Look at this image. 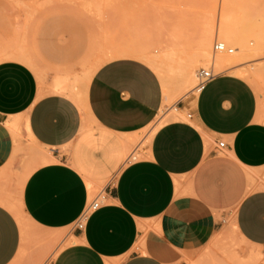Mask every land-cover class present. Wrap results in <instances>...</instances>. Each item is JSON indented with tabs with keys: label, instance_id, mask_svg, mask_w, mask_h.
Masks as SVG:
<instances>
[{
	"label": "crops",
	"instance_id": "crops-1",
	"mask_svg": "<svg viewBox=\"0 0 264 264\" xmlns=\"http://www.w3.org/2000/svg\"><path fill=\"white\" fill-rule=\"evenodd\" d=\"M79 30L47 23L40 44L49 57H82L80 48L65 49L84 46ZM7 56L0 61V179L11 170L17 136L29 129L31 141L50 151L42 162L52 161L23 179L22 212L47 232L74 226L50 264H218L228 237L241 255L246 247L264 250V123L251 83L218 74L177 103L188 120L158 124L137 160L125 163L132 140L164 106L163 84L148 63L109 60L79 93L64 75L41 81L32 57L33 65L17 58L28 57L23 51L1 48ZM103 190L106 204L75 228ZM7 202L0 183V264H15L23 237Z\"/></svg>",
	"mask_w": 264,
	"mask_h": 264
},
{
	"label": "rangeland",
	"instance_id": "rangeland-1",
	"mask_svg": "<svg viewBox=\"0 0 264 264\" xmlns=\"http://www.w3.org/2000/svg\"><path fill=\"white\" fill-rule=\"evenodd\" d=\"M221 13H227L230 23L245 31L247 48L257 46L258 35L264 34V0H0V49L6 47L12 51H23L28 60L29 57L35 60L34 71L41 81L64 75L79 93L84 91L95 70L109 60L129 57L148 63L161 79L165 99L156 123L131 142L132 148L140 145V149H145L158 124L176 120V117L188 120L187 115L177 108V103L192 93L197 94V72L202 68H213L217 74L233 75L235 69L245 70V76L239 77L254 87L258 96V118L264 123V48L254 56L235 62L231 69H219L217 58L225 56L222 57L225 61L235 60L237 49L234 44L228 43L235 49L233 53H214V42L223 41L214 39L211 58L194 72L195 83L178 76V68L190 60L191 53L196 49L200 29L211 27L217 31L223 24ZM50 22L80 29L84 46L65 49L80 48L83 50L82 57L47 55L46 47L40 43L45 37L44 28ZM135 51L137 55L133 54ZM148 57L156 61L152 62ZM49 153L48 149L36 145L28 136H17L11 170L5 179H0L11 202L7 204L18 218L22 230V248L15 264L51 263L74 229V226L61 232L39 229L27 220L20 207L23 179L29 171L43 164L42 156ZM58 233L60 235L56 237ZM224 241L228 243L226 248L219 249L223 259L218 260V264L264 263L263 249L246 247V255H241L238 253V242L231 237ZM255 255L260 257L255 259Z\"/></svg>",
	"mask_w": 264,
	"mask_h": 264
},
{
	"label": "bare ground",
	"instance_id": "bare-ground-1",
	"mask_svg": "<svg viewBox=\"0 0 264 264\" xmlns=\"http://www.w3.org/2000/svg\"><path fill=\"white\" fill-rule=\"evenodd\" d=\"M222 14V13H221ZM222 20H223V24L221 26H219V28H217V31L216 29H213L211 27H202L200 29V32H199V35L197 37V42H196V49L193 53H191V58L190 60H188V62L185 63V65H183L182 67H179V75L178 76H181V77H186L188 79L189 82H194L195 83V80H194V72L196 71L197 67H199L202 63H205L209 60V58H211V54H212V42L214 39H221L223 40L224 42H226V44L228 43H231V44H234L236 49H237V54L234 56L235 60H224L225 56H219L217 58V65H218V68L219 69H231L234 67V63L237 62V61H241L242 59L244 58H247V57H251V56H254L259 50H261L262 48H264V34L263 33H260L258 35V43H257V46L254 47V48H247L246 47V44H245V31L243 29H240V28H237V26H234L232 25L231 20H230V17L227 13H224L222 14L221 16ZM234 22V19H232ZM221 23V22H220ZM162 36V34H161ZM180 37V36H179ZM153 38V36L151 37V39ZM161 39V38H160ZM162 40V39H161ZM160 40V41H161ZM151 42V41H150ZM159 42V40H158ZM166 45V44H165ZM174 45V44H172ZM167 46V45H166ZM165 46V47H166ZM170 46V45H169ZM171 47V46H170ZM168 47V49L170 48ZM167 48V47H166ZM3 50V49H2ZM167 50V49H166ZM165 50V51H166ZM170 50V49H169ZM172 50V49H171ZM179 51V50H178ZM176 51V52H178ZM8 52V51H7ZM146 52V51H144ZM171 52V51H170ZM174 51V53H176ZM137 52L135 51V53L133 54H136ZM3 54L4 53V50H3ZM147 54V53H146ZM167 54V53H166ZM11 55V54H9ZM137 55V54H136ZM165 55V54H164ZM163 55V56H164ZM169 55V54H168ZM172 55V53H171ZM129 56V55H128ZM131 56H133L131 54ZM135 56V55H134ZM150 57V56H149ZM148 57V59L150 60V58ZM174 57V56H173ZM224 57V58H222ZM10 59V58H13V57H0V61L4 60V59ZM19 59H22L24 61H27V63L30 64L29 60L27 59V57H17ZM17 58H14L17 59ZM158 58V57H156ZM147 59V60H148ZM11 60V59H10ZM169 60V59H168ZM20 61V60H19ZM31 61V60H30ZM152 62H155L156 60L153 59V60H150ZM149 62V61H148ZM174 62H175V58H174ZM159 63V62H158ZM154 64V63H153ZM161 64V63H160ZM162 64H163V61H162ZM165 64V63H164ZM163 64V65H164ZM32 65V64H31ZM171 65V64H170ZM171 67V66H170ZM165 68V67H164ZM168 68V66H167ZM166 68V69H167ZM161 69V68H160ZM170 69V68H168ZM174 69V68H173ZM172 69V71H173ZM176 70V68L174 69ZM166 71V70H165ZM171 71V69H170ZM167 72V71H166ZM245 70H242L241 68L239 69H235L233 70V73L237 76H245ZM174 73V72H173ZM175 73H178V72H175ZM171 74V73H170ZM173 75V74H172ZM254 79V78H253ZM256 79V78H255ZM254 79V80H255ZM193 83V84H194ZM58 85H61V82L58 84ZM197 90V93L199 91V86H197L196 88ZM196 97V96H195ZM178 119V117H176ZM176 119V120H177ZM15 121V120H14ZM18 123L17 122H12L9 123V125L11 126V128H13L14 132H15V135L17 136L18 133L21 134L19 131H20V128L18 127L19 125H17ZM27 131L29 132L30 136L28 137H32L33 139V136L32 134L30 133V130L27 129ZM46 156V155H45ZM48 156H50L48 154ZM51 157V156H50ZM54 159V158H53ZM45 162H49V161H52L51 159L49 161H46V158L44 159ZM43 160V162H44ZM48 160V159H47ZM34 170V169H33ZM31 170V172L33 171ZM30 172V171H29ZM29 175V174H28ZM25 181V180H24ZM58 236V235H57ZM56 236V237H57Z\"/></svg>",
	"mask_w": 264,
	"mask_h": 264
},
{
	"label": "built area",
	"instance_id": "built-area-1",
	"mask_svg": "<svg viewBox=\"0 0 264 264\" xmlns=\"http://www.w3.org/2000/svg\"><path fill=\"white\" fill-rule=\"evenodd\" d=\"M234 48L230 47L228 44H226L223 41L216 40L213 44V51L214 53H233ZM218 74L214 72L213 68L205 69L202 68L197 72V77L199 80V90H201L204 85L214 79ZM188 117H191V114H188ZM226 143L225 141H219L217 143L218 148L223 149L225 147ZM139 146L137 145L125 158V163H129L132 161H136L138 158L137 151ZM107 202V193L105 190L100 191L94 199H92L85 208L81 218L77 221L75 228L77 229H84L86 225V221L88 220L89 216L95 212L96 210L100 209L102 206H104ZM50 264V263H49Z\"/></svg>",
	"mask_w": 264,
	"mask_h": 264
}]
</instances>
